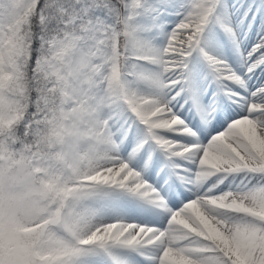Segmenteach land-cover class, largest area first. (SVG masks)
<instances>
[{"label":"snow or ice","instance_id":"obj_1","mask_svg":"<svg viewBox=\"0 0 264 264\" xmlns=\"http://www.w3.org/2000/svg\"><path fill=\"white\" fill-rule=\"evenodd\" d=\"M248 11L0 0V264H264Z\"/></svg>","mask_w":264,"mask_h":264},{"label":"bare ground","instance_id":"obj_2","mask_svg":"<svg viewBox=\"0 0 264 264\" xmlns=\"http://www.w3.org/2000/svg\"><path fill=\"white\" fill-rule=\"evenodd\" d=\"M230 2L234 3L236 5V8H237L238 12L241 13V14L245 13L246 11L251 9V11H248V14H249V16H252L255 13L256 6L260 3V0H230ZM245 6L248 7L246 10L244 9ZM254 27L258 31L259 27H260L259 23L255 24ZM253 39H255V34H253ZM222 54L223 55H228L227 50H225ZM144 207L147 208V207H150V206L145 205ZM132 215L135 218H143V212L139 208L133 209Z\"/></svg>","mask_w":264,"mask_h":264},{"label":"rangeland","instance_id":"obj_3","mask_svg":"<svg viewBox=\"0 0 264 264\" xmlns=\"http://www.w3.org/2000/svg\"><path fill=\"white\" fill-rule=\"evenodd\" d=\"M255 3H256V2H255ZM251 5H252V4H251ZM247 8H248L247 6L244 7L245 10H246ZM134 209H135V208H134Z\"/></svg>","mask_w":264,"mask_h":264}]
</instances>
